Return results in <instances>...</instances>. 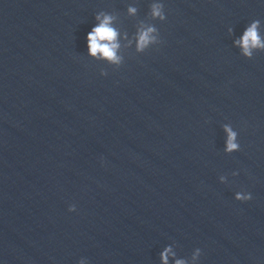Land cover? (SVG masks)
Instances as JSON below:
<instances>
[{
	"label": "clouds",
	"instance_id": "9594fccd",
	"mask_svg": "<svg viewBox=\"0 0 264 264\" xmlns=\"http://www.w3.org/2000/svg\"><path fill=\"white\" fill-rule=\"evenodd\" d=\"M128 12L129 14H135L136 9L134 7H129ZM150 14L153 19L164 21L166 19L165 5L162 2H159V0H155V2H153L150 6ZM96 19L99 23L92 28L86 37L88 54L92 57L103 58L111 63L119 64L122 58L118 55V49L120 48V44L118 42L119 32L112 26L114 17L101 13L97 15ZM259 23V20L253 21L244 31L241 39L235 42L241 47L242 53L246 57L252 56L253 49H264V40L261 39L258 31ZM161 43L162 40L160 38V33L156 26L142 25L138 30V51H143L150 45ZM225 131L228 134L225 151L229 153L239 151L240 145L236 142L237 133L232 131V129L227 125L225 126ZM223 179L224 178L221 177V180ZM236 199L249 201L252 199V196L250 193H237ZM68 211H76L75 204L70 205ZM198 253L199 249H197V254ZM169 255H174L171 248H166L164 252L161 253V260L163 264H168ZM80 264H84V262L81 261ZM175 264H186V261L176 260Z\"/></svg>",
	"mask_w": 264,
	"mask_h": 264
}]
</instances>
